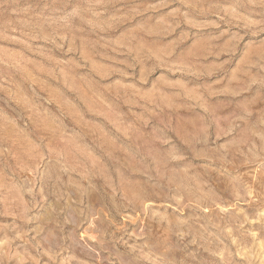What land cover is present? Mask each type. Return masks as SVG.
Returning <instances> with one entry per match:
<instances>
[{
  "label": "rangeland",
  "instance_id": "obj_1",
  "mask_svg": "<svg viewBox=\"0 0 264 264\" xmlns=\"http://www.w3.org/2000/svg\"><path fill=\"white\" fill-rule=\"evenodd\" d=\"M0 264H264V0H0Z\"/></svg>",
  "mask_w": 264,
  "mask_h": 264
}]
</instances>
